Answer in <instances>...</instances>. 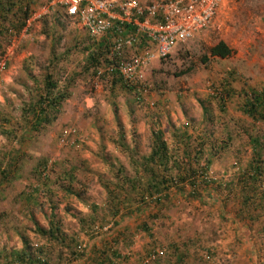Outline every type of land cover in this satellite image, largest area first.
I'll return each instance as SVG.
<instances>
[{"label":"rangeland","instance_id":"obj_1","mask_svg":"<svg viewBox=\"0 0 264 264\" xmlns=\"http://www.w3.org/2000/svg\"><path fill=\"white\" fill-rule=\"evenodd\" d=\"M12 1L0 0V264H24L23 248L45 264H264V120L245 111L264 92V0H219L205 30L146 68L139 96L109 65L108 80L93 74L86 33L49 0ZM218 42L228 57L209 55ZM47 75L69 97L36 131ZM157 137L167 163L146 161ZM57 227L63 244L43 235Z\"/></svg>","mask_w":264,"mask_h":264},{"label":"built area","instance_id":"obj_2","mask_svg":"<svg viewBox=\"0 0 264 264\" xmlns=\"http://www.w3.org/2000/svg\"><path fill=\"white\" fill-rule=\"evenodd\" d=\"M64 15L77 22L91 39L112 36L109 66L122 83L138 96V85L146 68L168 58L179 45L205 30L214 19L219 0H49ZM126 34V36H124ZM126 50L118 61L115 54ZM5 63H0V70ZM67 135H62L64 143ZM207 183L203 174L197 175ZM194 185V184H193ZM196 185H194L195 187ZM150 255L149 260H154Z\"/></svg>","mask_w":264,"mask_h":264},{"label":"trees","instance_id":"obj_3","mask_svg":"<svg viewBox=\"0 0 264 264\" xmlns=\"http://www.w3.org/2000/svg\"><path fill=\"white\" fill-rule=\"evenodd\" d=\"M10 1L13 2L12 0ZM28 13L29 12L27 11V7H26V10H24L22 14V15H25L24 16L25 21L22 22L21 27L25 25L26 20L29 18ZM84 32L88 36L85 30ZM124 36H126V34H124ZM114 44L115 42L113 41V37L110 35L100 38L99 41L89 38V46H87L88 47L87 50L89 51L87 54L88 59H89L88 60L89 69L91 68V71L93 72V74L103 81L108 80L106 79L107 75L102 74L101 76H98L99 71H100L99 67L102 65H107V66L109 65L108 58L111 52L110 48H113ZM125 51L126 50H123L119 53H116V51H113V53L115 54V59L118 61H122V59L125 58V56L127 57L126 55L127 53H125ZM231 53H232L231 49H229L223 42H218L216 45L210 47L209 49V55L212 57L226 58ZM111 82L115 84L117 81H114V79H112ZM123 86L129 91L132 90V88H129L126 85H123ZM68 97H69V93L67 89H61V90L58 89L57 83L54 82V80L51 78L50 75H47L44 79L42 91L37 99V102H36L37 105L34 108L33 117L35 118V121H34V125H32L33 130L37 131L38 128L42 126L43 124L46 125V124L52 123V121L56 119L57 114L60 113L61 106L62 104H64L66 99H68ZM250 100L247 101L246 104L248 105L251 103L250 105L251 109L249 110L245 109V111L248 113V115H251V116L257 115L259 118L264 120V92L257 93V94L253 92L250 95ZM246 104L244 106H246ZM257 105H260V106L258 109L255 110ZM261 108L263 109L262 112H260ZM156 139L158 140V142L157 143L155 142V145L153 146L151 154L148 157V159H146V161H150L152 163V162H157L159 160L162 163H165V162L167 163V160H168V157L166 155L167 148L164 142L161 141V138L157 137ZM257 169L258 167L256 166L254 170H257ZM164 184L165 182L164 183L161 182V183H158L157 186L152 185V187H148V190L155 189L154 191L156 192V190H160L161 188H163ZM116 224L119 225L118 223H114V226ZM46 234H48L54 239L58 238L57 241L62 244L65 243V238L63 234L60 232L58 227L54 228V230L50 228L47 231V233L43 235H46ZM72 253L76 254V251H73ZM152 254L155 255V258L158 255L157 251L151 253L150 255ZM12 255H13V259L15 262L16 261L19 263L22 262L24 264H45V261L43 260L32 258L30 254L28 253V251L26 250V248H23L22 250H19V251L18 250L12 251ZM99 255H102V257L97 256V264H110L111 263L110 257H108L106 254L102 253ZM114 255H116V257L119 256V254L116 251H114Z\"/></svg>","mask_w":264,"mask_h":264},{"label":"crops","instance_id":"obj_4","mask_svg":"<svg viewBox=\"0 0 264 264\" xmlns=\"http://www.w3.org/2000/svg\"><path fill=\"white\" fill-rule=\"evenodd\" d=\"M83 31H84V30H83ZM199 33H200V32H199ZM197 34H198V33H197ZM86 36H87V35H86ZM194 37H195V36H194ZM194 37H193L190 41H192V40L194 39ZM89 38H90V37L87 36V41H88V42H89ZM90 39H91V38H90ZM190 41H188V42H190ZM156 61H158V60H156ZM220 116H221V115H220ZM230 143H231V142H230ZM226 146H228V145H224V147H223L224 150H226V149H225ZM217 152H218V151H217ZM217 152L215 153V154H216L215 156L220 157V154H221V153H219V152L217 153ZM223 155H224V156H223ZM207 156H211V153L207 154ZM222 156H223V157H226V159H228V158L230 157V156H226L225 154H222ZM211 158H212V157H211ZM210 160H211V159H210ZM210 162H211V161H210Z\"/></svg>","mask_w":264,"mask_h":264}]
</instances>
